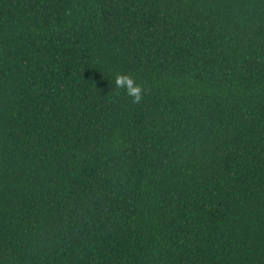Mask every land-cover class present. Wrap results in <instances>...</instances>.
Instances as JSON below:
<instances>
[{"label":"trees","instance_id":"1","mask_svg":"<svg viewBox=\"0 0 264 264\" xmlns=\"http://www.w3.org/2000/svg\"><path fill=\"white\" fill-rule=\"evenodd\" d=\"M0 264H264V0H0Z\"/></svg>","mask_w":264,"mask_h":264},{"label":"clouds","instance_id":"2","mask_svg":"<svg viewBox=\"0 0 264 264\" xmlns=\"http://www.w3.org/2000/svg\"><path fill=\"white\" fill-rule=\"evenodd\" d=\"M115 84L117 88H122L126 91V94L133 100V102L139 105L143 100V89L138 87L136 81L127 75H118L115 78Z\"/></svg>","mask_w":264,"mask_h":264}]
</instances>
